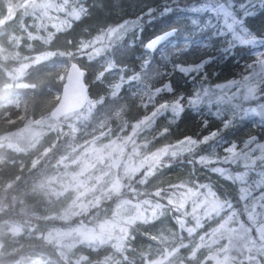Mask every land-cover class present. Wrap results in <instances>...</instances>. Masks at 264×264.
<instances>
[{
  "label": "trees",
  "instance_id": "16d2710c",
  "mask_svg": "<svg viewBox=\"0 0 264 264\" xmlns=\"http://www.w3.org/2000/svg\"><path fill=\"white\" fill-rule=\"evenodd\" d=\"M0 0V11L3 9ZM165 2L171 0H71L65 3V7L72 9L83 5L87 8V14L79 21L69 17L68 26L53 33L49 43L48 33L40 29V36L29 38L22 33L23 26L29 19V13L16 11L11 19L4 20L0 25V44L11 39L14 41L18 36L28 47L20 44L19 56L33 57V55H45L44 59L31 64L22 75H16L15 69L7 66L0 59V227L14 223L21 232L17 234L15 243L22 244L17 248L5 249L7 238L0 237V264H72L70 260L63 257L61 247L56 245L54 240L47 241L42 236L36 235V231H43L51 228H67L74 224L87 223L89 217L99 207L88 206L77 213L69 216L59 215L50 212V206L55 200L54 185L56 177L62 176L61 172L73 169L72 152L69 149L70 134L67 132L58 135L56 140L48 145L42 152L35 150L23 151L14 148L4 142L7 135H11L21 128L27 121L49 118L55 121L58 118L52 117L58 95L63 82L66 68L59 66L60 62L69 65L78 48L87 39L93 37L98 31L106 29L107 26H115L125 19H134L150 9H154L153 16L157 18L151 23L143 25V31L139 39H136L135 32L128 33L118 44L111 43L105 47L102 55H94L79 62L84 72V82L87 86L86 103H93V111L90 114L92 119H101L109 116L119 126H129L132 123L144 119L154 110L152 106L147 108L141 104L145 103L141 90L146 88L153 90L171 81L172 93L164 92L155 98L154 103H162L172 100L174 95H182L184 101V112L179 118L169 120L162 114L152 127L158 135L160 131L168 127V141L175 142L184 136L207 135L216 128L221 127V120L206 111L205 106H192L188 103L193 98L197 86L204 84L212 85L218 82H225L232 79H239L247 74L244 65L251 63L254 59V49L257 46L237 47L232 56H223L219 49L221 45L209 43L207 47L198 46L196 41H202L204 37L196 35L192 39V46L189 53L179 57H162L163 52H172L175 47L184 45L185 30L188 27V13L176 8L167 15H157L166 6ZM192 0H180L179 7L191 4ZM241 0H236L239 4ZM1 13V12H0ZM239 15V13H237ZM145 16V20H147ZM244 23L257 35H264V7L259 5L255 8V14L245 18ZM69 24L71 27L69 29ZM171 27L180 29V32L170 41L165 42L160 50L154 54L152 66L159 69L161 73L172 72V63H182L185 66L194 65L206 56H215L216 59L206 64L201 72H192L184 75L179 72H172L171 76H156L155 72L142 68L141 61L147 58L143 53L142 44L159 32L166 31ZM209 35L208 33L204 34ZM41 37L43 39H41ZM135 40L132 46L129 42ZM261 51H264V45ZM7 50L6 48H2ZM84 51L87 50L83 49ZM47 54V55H46ZM166 60L167 65H166ZM116 63L117 69L125 67L127 72L124 75V82L117 96L116 85L120 83L121 72L118 70L107 71L106 63ZM105 71L103 79L98 75ZM140 74L136 81L128 80V76ZM206 75V78H205ZM20 94L24 98L25 107L21 110L10 100ZM81 106L80 108H82ZM78 108V109H80ZM77 110V109H76ZM258 117L251 116L243 122H236L234 127L227 130L224 139L226 142L236 141L238 145L249 136H256L264 142V125L251 123ZM260 118V117H259ZM167 119V120H166ZM208 122V127L203 122ZM260 121V120H259ZM57 129V125L54 130ZM188 154H182L172 161L188 160ZM204 181H209L224 198L229 199L243 213V202L238 200L239 192L233 185L224 188L219 182L199 173ZM199 178V177H197ZM114 197L107 202H113ZM160 219L150 222H137L130 230L127 240L119 252H114L110 245L91 246L78 244L80 251V264H101L104 258L111 257L108 261L113 264H147L153 257L146 253L148 244L157 243L150 234L157 226ZM250 225V221L246 222ZM84 257H87L85 260ZM106 262V264H108Z\"/></svg>",
  "mask_w": 264,
  "mask_h": 264
},
{
  "label": "rangeland",
  "instance_id": "374dc122",
  "mask_svg": "<svg viewBox=\"0 0 264 264\" xmlns=\"http://www.w3.org/2000/svg\"><path fill=\"white\" fill-rule=\"evenodd\" d=\"M3 1L1 4L3 9L0 11V25L4 20L11 19L16 11L20 10L23 13L27 11L29 19L26 21V25L23 26L22 33L24 35L22 36H27L30 39L39 37L40 29H44L48 34L65 29L68 26L67 20L72 17L70 12L73 8L68 9L65 7V3L71 0ZM104 30L98 31L93 37L83 42L82 45H87V50L84 51L83 49L86 48L80 46L68 64H79L84 58L89 59L95 54L102 55L104 48L111 46L110 41L102 35ZM98 36L100 39H97ZM20 44L28 47V43H23L19 36L12 42L10 39L0 44V59L7 66L15 69L16 75H22L31 64L41 60H38L37 57H45V55L41 54L33 55V57L28 59H25L28 56H19L16 50H18ZM3 47L7 50H3ZM261 50L262 47L257 46L253 52ZM109 64L106 63L105 68H108ZM59 66L66 68V63L60 62ZM226 82H218L212 85L204 84L202 86L215 88V85ZM202 86L196 87L194 96L196 90ZM138 90L143 92L147 89H134L135 92ZM232 91H235V87ZM243 91L244 89L241 88V93ZM209 100L212 102L209 103ZM9 103L24 110V98L19 93ZM201 105L205 106L206 111L210 114L214 113L217 107H224V105L216 103L214 96L202 98L201 103L197 106ZM245 106H255V104H246ZM92 111L93 103L91 102H85L82 108L74 111L56 114L55 110H53L52 117L58 118L55 121L49 118L27 121L17 131L7 135L4 140L6 144L14 148L23 151L35 150L38 153L44 151L48 145L52 144L58 135L60 136L64 132L70 134L68 150L72 152V162L75 165L73 169L64 170L61 172L62 176L55 178L56 184L53 188L56 198L50 206V212L69 216L84 207L97 205L99 208L90 215L89 224L79 223L67 228H51L43 231V233L37 230L35 234L42 236L47 241L54 240L55 244L61 247L60 252L63 257L70 260L72 264H80L81 255L77 247L78 244L91 246L110 245L113 251L117 252L114 245L122 243L124 246L132 226L137 222H144L145 219L151 216L152 205L157 201L166 203L164 197L174 191H178L169 187L170 185L179 184L182 181L210 183L209 181H204L199 174L201 173L219 182L224 188L234 185L239 190L240 187L244 186L239 182L233 184L218 174L211 173L199 164L189 165L187 160L186 162L182 160L173 163L172 160L174 158L165 157L161 161L160 166H157L154 155L157 149L165 144L175 142L168 141L166 136L154 135L155 132L150 126V122L146 124L144 119L136 121L129 126L124 124L119 126L109 116H104L98 120L92 119L90 117ZM164 114L167 119H174L171 111H167ZM255 115L249 114L247 117L237 119L236 122H243L245 119ZM257 117L258 119H253L251 123H260L261 117ZM56 125L57 129L54 130ZM225 146H227L226 139L225 144L218 148L212 144L202 145L198 155H206L214 151L222 156ZM239 146L242 148L243 142ZM187 156L189 159L192 158L190 154ZM170 159L172 160L169 167H163L164 164L169 163ZM220 166L230 167L233 173L243 170L242 167L237 165ZM153 168L156 174L148 177L147 173ZM256 171L258 172L259 169ZM145 179L147 183H142ZM257 179L259 177L256 172L250 173L249 183ZM188 186H191V184L189 183ZM161 188L163 189L161 196L157 197L154 193ZM212 190L218 196L224 198L213 185ZM112 197L114 199L110 204L107 200ZM145 201L150 203H145ZM256 203L258 201L255 196L249 199L247 207L249 211L253 212L249 220L250 225L241 227L239 232L245 233L248 228H252L251 235L258 246L261 243V238H264V207L253 209L252 206ZM186 208L190 212L191 204L186 205ZM165 211L167 215L157 217L160 221L150 234L151 238L157 243L148 244L146 247V253L153 257L151 260H163L167 250L181 243L180 236L184 238L185 243H188L191 239L186 231L181 232L179 229V225L176 224L173 217L175 213L171 208H166ZM187 219L191 220V217ZM188 226L191 225L189 224ZM214 226V224H209V227ZM207 230L208 228L205 229V231ZM257 231L260 233L259 236H257ZM20 232V227L14 223L1 226L0 237L4 235L8 240L3 247L7 250L19 247L23 239L18 244L15 241L17 234ZM172 232L176 233L175 239H172ZM164 235L169 238L165 240L163 238ZM226 235L231 236L232 243L237 246L232 247L231 244L229 245V254L237 260L243 259V254H245L248 247H252L253 252H255V247L252 246L247 235H245L243 240L236 238L238 234L226 233ZM223 243L224 241H222ZM219 246L214 245L213 248ZM237 248L240 250L237 251ZM187 251L185 250L183 254L187 255ZM200 255L203 256L204 252L202 251ZM261 259H264V257H261ZM107 263L113 264L111 260ZM147 264H150V262ZM174 264H179L178 257L175 258ZM245 264H247V261Z\"/></svg>",
  "mask_w": 264,
  "mask_h": 264
},
{
  "label": "snow or ice",
  "instance_id": "6c2138e0",
  "mask_svg": "<svg viewBox=\"0 0 264 264\" xmlns=\"http://www.w3.org/2000/svg\"><path fill=\"white\" fill-rule=\"evenodd\" d=\"M180 0H171V3L165 2L166 6L161 9L157 15H167L176 8L187 12L188 27L185 30L184 45L175 47V50L168 53H161L162 57H179L189 53L192 46V39L196 35L204 37L202 41H196L198 46L207 47L209 43H219L221 48L220 53L223 56H232L234 50L239 47L247 46H262L264 45V35H257L244 23L245 18L255 14L257 0H241L239 4L236 0H192L191 4H186L183 8L179 7ZM259 5L264 7V0H259ZM154 9L142 13L134 19H125L120 24L115 26H107L103 32V36L110 43L118 44L130 32L137 34L136 39H139L143 31L145 23H151L156 16L152 15ZM239 13V15H237ZM87 14V8L83 5L75 7L70 12L74 20L79 21L82 16ZM147 16V20H145ZM71 24H69V29ZM180 32L179 28L171 27L166 31H162L153 35L142 44L143 53L147 54V58L141 61V67L155 72L156 76L168 75L172 72H179L188 75L192 72H201L206 64L211 63L216 59L215 56H206L194 65L185 66L182 63H172V72L161 73L159 69H154L152 60L154 54L160 50L165 42L170 41ZM209 35L205 36L204 34ZM53 34H48V39L44 40L49 43ZM41 39H43L41 37ZM97 39H100L98 36ZM135 40L129 42L132 46ZM87 47V45H81ZM99 51V49H97ZM38 60L44 57H37ZM166 60V65H167ZM247 74L242 75L241 79H232L223 84L212 87H201L195 92L194 98H190L188 103L192 106H197L201 103L202 98L215 97L218 105L214 113H211L216 118L221 120V127L209 132L207 135L200 136H184L175 141V143L165 144L157 149L154 154L156 157V165L160 166L161 161L165 157L176 158L184 153H188L192 158L187 160L189 165L199 164L201 167L208 169L213 174H218L225 180L235 184L239 182L244 185L239 188L238 200L243 202L244 212L237 208L229 199L221 198L215 191L212 190L210 183H196L193 181H182L179 184L170 185L169 187L177 189L164 197L166 203L157 201L152 205L151 216L145 219L144 222L156 221L158 216L167 215L165 209L171 208L175 213L173 216L176 224L179 225L181 232L186 231L191 239L188 243L184 242V238L180 236L181 243L167 250L164 254V259L152 260L150 264H174L175 258H179V264H264V238H261V243L257 246L256 240L252 237V228H248L245 233H240L239 229L245 227L253 215L252 211L248 210V201L253 196L256 197L258 203L254 204L253 209L264 207V142L258 140L256 136H249L243 141L241 148L236 141L227 143L223 148L224 154L218 155L214 151L206 155H198L202 145L212 144L215 147H220L225 144V135L227 130L234 127L237 119L247 117L249 114H256L261 117L260 123L264 125V51H256L254 59L251 63L244 65ZM76 70V65H73ZM118 70L122 73L120 83L116 85L117 91L113 96H117L118 90L121 89V84L124 82V75L127 72L125 67L117 69L116 63L113 61L109 64L107 71ZM106 74L102 71L98 75V79H103ZM206 78V75H205ZM140 79V74L128 76V80L136 81ZM235 87V91L232 89ZM241 88L244 89L241 93ZM172 93L173 88L171 81L163 84L161 87H156L153 90L147 89L143 91V99L146 101L141 105L145 108L152 106L154 110L149 116L144 118V123L154 126V122L167 111H171L174 118H179L184 112V101L182 95H174L172 100H166L162 103H154L156 97L161 93ZM219 92V94H217ZM203 94V95H202ZM146 97V100H145ZM212 101L209 100V103ZM255 104V106L245 105ZM203 126L208 127V122L204 121ZM169 128H163L159 135L166 136L169 134ZM170 159L163 165L169 167ZM215 165V166H214ZM220 165H237L242 167V171L233 173L230 167ZM259 169L257 172L256 170ZM256 172L259 179L249 183L250 173ZM155 169H151L147 176L155 175ZM142 183H147L143 180ZM189 183L191 186H188ZM163 189H157L155 195L161 196ZM258 193V194H257ZM145 203H150L145 201ZM191 204L189 212L186 205ZM191 217V220L187 218ZM191 226H188V225ZM209 224H214V227H209ZM208 228L207 231L205 229ZM171 232V231H170ZM202 233V234H201ZM226 233L238 234L236 238L243 240L245 235L248 236L252 246L255 247L253 252L252 247L246 248L243 259L237 260L229 254V245L237 247L232 243V237ZM175 232H172V239H175ZM260 233L257 231V236ZM198 237V239H197ZM167 240L169 237L164 235ZM222 241L224 243L222 244ZM214 245H220L213 248ZM117 252L121 251L123 244L114 245ZM187 251V255L183 253ZM240 249L237 248V251ZM204 252L201 256L200 253ZM252 253V254H247ZM86 260L87 257H84ZM111 257L104 258L101 264H106Z\"/></svg>",
  "mask_w": 264,
  "mask_h": 264
},
{
  "label": "water",
  "instance_id": "95a60500",
  "mask_svg": "<svg viewBox=\"0 0 264 264\" xmlns=\"http://www.w3.org/2000/svg\"><path fill=\"white\" fill-rule=\"evenodd\" d=\"M76 65V70L73 69ZM84 72L78 63L66 67L60 94L58 96L56 114L80 108L87 98V86L84 82Z\"/></svg>",
  "mask_w": 264,
  "mask_h": 264
}]
</instances>
